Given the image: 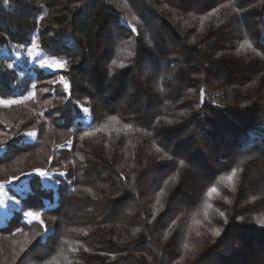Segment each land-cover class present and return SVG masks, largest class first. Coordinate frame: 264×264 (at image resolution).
<instances>
[{
    "label": "trees",
    "instance_id": "obj_1",
    "mask_svg": "<svg viewBox=\"0 0 264 264\" xmlns=\"http://www.w3.org/2000/svg\"><path fill=\"white\" fill-rule=\"evenodd\" d=\"M0 31V49L38 32L45 54L69 61L70 85L0 110V182L27 177L19 209L42 213L49 228L41 235L12 209L0 224V264H264L262 0H0ZM69 33L75 49L62 43ZM2 51L0 87L26 95L32 78L9 69ZM113 60L126 67L110 69ZM76 101H89L91 127ZM35 168L68 175L46 189L23 175ZM232 168V184L219 182Z\"/></svg>",
    "mask_w": 264,
    "mask_h": 264
},
{
    "label": "snow or ice",
    "instance_id": "obj_2",
    "mask_svg": "<svg viewBox=\"0 0 264 264\" xmlns=\"http://www.w3.org/2000/svg\"><path fill=\"white\" fill-rule=\"evenodd\" d=\"M262 2H264V0H262ZM3 5H4V7H8L9 6V0H3ZM77 6L78 5H74V7H77ZM40 8H44V5L41 4ZM235 10L237 12H242L245 9L238 8ZM46 14H47V12L45 11L44 15H46ZM43 18H44L43 15H37L34 17L37 26H39L40 21H42ZM134 19H136V18L134 17ZM139 22L140 21L137 20V23H139ZM85 23L87 24V21H85ZM89 27H90V25H89ZM129 27L131 29V32H134V33L137 32L135 25H129ZM35 30L36 29L34 28L33 31L35 32ZM65 31H68V29H65ZM3 34H4L3 31H0V35H3ZM137 34H139V33H137ZM47 35L53 36L54 33L48 32ZM85 37H87V31H85ZM62 43H65V44L70 43L71 47L73 49L78 47V41H76L75 37L71 36L70 33H69V36L66 38V40L62 41ZM147 43L151 44V41H147ZM193 43H195V41H193ZM29 44H30V47H29ZM244 46H246L248 48L252 47V45L250 43H248V41H245V44L242 45V47H244ZM11 47L14 49H18V50L24 49L27 53L26 57H24L25 63H27L28 59L30 58L32 65H33V68H35V66L38 64L39 68H41V69H44L46 71H51V72H57V71H61V70H66L68 67V64H69V61L67 59L48 58V57H45L41 52H37L36 49L40 48V45L37 43V40L35 37L31 38L28 42H26L24 44L18 43L15 45H11ZM2 50L3 49H0V51H2ZM49 50H50L52 56H58L59 55V53L53 51L51 48ZM256 54L261 56L262 59H264V54H262L261 52H256ZM130 55H131V53H130ZM20 58L21 57H20L19 53H17L16 59L19 60ZM113 66L118 67V68L126 67V65L123 63L117 64V62L115 60L112 61V64L109 66V68L111 69V67H113ZM7 67L9 69H13L14 65H13V63H9ZM108 74L110 76L112 75L111 70L109 71ZM47 83H49V84L59 83V84L63 85V89L65 92H69L70 85L63 75H60L58 80H48ZM36 89H37V85L35 83H32L31 84V90L28 91L27 95L20 94L17 98H7L10 95L14 96L16 94L15 93H9L6 90H4L3 87H0V106L10 107L12 105L23 104L27 100H32L36 96ZM43 91L48 92L49 89L45 88V89H43ZM160 91H163V89H160ZM200 95H201V99H203V96H204V89L203 88L200 89ZM44 102L46 104L48 103L47 100H45ZM87 103H89V101H85L84 103H80L79 101H76L77 107L80 109V112H82L84 114L83 117H81L77 114V118L85 119L87 116L91 115L92 110L89 107L85 106ZM39 115L43 116V113H40ZM180 115L185 116L187 114L184 112H181ZM107 119L109 122H111V121L119 122L117 120L116 116H109ZM35 123L36 122H34V125H35ZM156 123H159V119L156 121ZM167 123L172 124L173 121L169 120V121H167ZM89 126L91 127L90 124H89ZM106 127H107V124H104L101 127L95 129V131H101ZM124 127L126 129H130L132 127V125L131 124H125ZM0 135H2V133H0ZM37 135H38V133L35 130L26 131L23 133L24 137L31 138V139H35L37 137ZM91 135H93L92 132H85L84 136H81V139H84L85 136H91ZM261 143H262V145H264V141H262ZM71 144H72V141L68 140L65 145L58 146V147H67L68 145H71ZM2 150L3 149H0V151H2ZM156 151L160 152L161 149L157 148ZM167 158L169 160H172L173 156L170 155ZM260 158L264 159V146L261 147ZM79 159L81 161H83L84 157L80 156ZM49 163L50 164L52 163V158H49ZM179 163H180L181 167L184 166V160H180ZM240 163H244V161L242 160ZM237 171H238L237 168H232L231 171L227 175L220 176L219 182L227 181L229 183V185H231L234 178L237 175ZM23 175H26V176H33L34 175V176L40 177V178L45 179V180H49V181L52 180L51 172L47 169H42V168H35L31 172L23 173ZM55 175L59 176V177H64V176L68 175V173L65 171H56ZM177 176H178V172L176 174H174L173 176L169 177V179L175 180V179H177ZM20 179H21V177H19V176L12 177L8 181H6V183L7 184H13L14 181H19ZM73 179H74V177H73ZM167 182L168 181H165V183H167ZM57 183H59V182L57 181ZM68 184L71 185L72 180H69ZM4 187H5V184L0 183V191H2L4 189ZM46 187L50 188V187H52V185H46ZM26 191H27V189H21V192H26ZM75 191H76V189L74 187L70 189V192H75ZM88 191H91V190L89 189ZM134 194L138 195V193H134ZM213 194H218V190L215 186L208 188L207 193H206V195L209 197H211ZM117 195H120V193H118ZM156 195H157L156 203L159 204L160 203L159 197L161 195H163V191L161 190L160 192L156 193ZM9 199H12L14 201V203L17 205H20V203H21L20 200H17L14 197H9ZM0 203H2V202H0ZM205 206L207 208H211V204H206ZM19 211L22 212V214H23L22 218L26 219L28 224H31L33 221L38 222L40 227L43 229V232L41 233V235H47V233L49 232V228L45 224L44 220L41 218L42 213L34 212V211H26V210H24L23 207H21L19 209ZM218 214L221 218H223L224 223L227 224L228 219L225 216L224 212H219ZM205 218H207V213L205 214ZM152 219L153 220L156 219V213L155 212H153ZM176 219H179V218L177 217ZM238 219L243 221L244 217L241 216V217H238ZM150 222L151 221H149V223ZM175 222H176L175 220H172V224H175ZM53 223H55V218H53ZM257 223L261 227H264V219L258 220ZM168 230L171 231V226H169ZM17 231H23V229H18ZM53 231H54V229H53ZM135 231L138 232V231H140V229H136ZM222 231L223 230L221 228H216L213 230V235L219 237L221 235ZM165 238H167V232L165 233ZM187 247L188 246L185 245V248H187ZM70 250L75 251L76 249L71 248ZM85 251H87V249H85ZM104 254L105 253H101V255H104Z\"/></svg>",
    "mask_w": 264,
    "mask_h": 264
},
{
    "label": "rangeland",
    "instance_id": "obj_3",
    "mask_svg": "<svg viewBox=\"0 0 264 264\" xmlns=\"http://www.w3.org/2000/svg\"><path fill=\"white\" fill-rule=\"evenodd\" d=\"M35 37L37 40V43L39 44V38H38V32H36L32 38ZM30 47V44H29ZM37 52H41L45 57L48 58H52L50 56H48L47 54H45L41 48L36 49ZM2 53L9 59V61L11 60V62L14 65V69H16L19 73L20 78H25V77H30L32 78V83H35L37 85V89H36V96L34 99L32 100H27L25 101L23 104H18V105H22V106H27L29 105L32 101L36 100L37 96H39V94H43V93H47L44 92L43 89L48 88L49 91L52 90L54 88H56V90L53 92V94H59L58 92L63 90V85L59 84V83H55V84H49L47 83L48 80H58L60 75H63L61 72L66 71V70H61V71H57V72H51V71H46L44 69L39 68L38 64L35 66V68H33L31 59H28V62L25 63L24 57H26L27 53L24 49H14L12 47L9 48H4ZM17 53H19L20 55V59L17 60L16 56ZM57 59V58H55ZM64 76V75H63ZM65 77V76H64ZM66 79V77H65ZM67 80V79H66ZM31 90V88H30ZM67 93V92H66ZM28 94V93H27ZM26 94V95H27ZM11 107V106H10ZM10 107H4V106H0V110L2 109H7L10 111ZM84 116V114H83ZM90 123V118L89 116H87L85 119H83V125L85 127H87ZM30 131V130H27ZM28 141L30 142H34L35 139H31V138H27ZM52 174V180H45L40 178L39 182L41 184V186H44L46 189H55L57 186V176L55 175V172H51ZM27 177L26 178H22L19 181H17V183L13 182V184H7V183H3L5 184V187L2 191H0V224H5L6 222H8L9 217L11 216V210L12 209H19V205L15 204L14 201L12 199H9V197H14L17 200H20L19 197L17 196H24L25 192H21V189H27L28 187V181H27ZM46 185H52V187L48 188L46 187ZM11 189V191H14L15 194H13L12 192H9L7 189ZM25 222L26 219H24ZM35 222V221H33ZM32 222V223H33Z\"/></svg>",
    "mask_w": 264,
    "mask_h": 264
}]
</instances>
